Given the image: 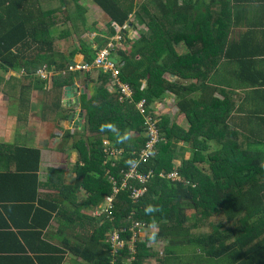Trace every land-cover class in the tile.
<instances>
[{
  "label": "trees",
  "instance_id": "1",
  "mask_svg": "<svg viewBox=\"0 0 264 264\" xmlns=\"http://www.w3.org/2000/svg\"><path fill=\"white\" fill-rule=\"evenodd\" d=\"M78 1L0 0L1 67L35 73L56 63L61 69H69L79 53L84 55L86 63H92L97 50L82 36L99 30L88 26L85 9ZM92 1L110 19L107 31L102 33L105 37L95 38L100 47L116 35V25L123 27L128 23L149 28L140 40L131 43L130 51H118L120 79L134 89L136 102L147 99L149 109L150 104L158 100L177 96L179 112L176 116H157L165 140L159 143L156 157L143 169L146 173L150 169H155L157 174L172 173L177 168L175 160L179 159L182 164L178 170L183 181L156 176L138 203H133L127 191H121L113 201V220L106 219L105 224L99 226L100 219L93 218L99 226L92 235L94 239L89 241L88 248L77 246L74 253L93 264H109L110 243L106 242V233L113 227L128 228L134 222L143 221L157 229L150 241L163 242L165 254L142 243L137 257L127 264H259L249 253H259L254 252L259 247L264 249V141H259L264 131L260 130V134L249 130V136L245 137L244 132L234 126L236 122L240 127L237 120L242 96L211 85L226 58L241 63L239 79L248 76L244 75L245 71L254 68L256 63L250 59L251 54L246 57L240 51L246 38L251 41L254 34L240 42L231 41L233 6L223 0L209 3L205 0H141L138 4L136 0ZM132 15H135L134 22H130ZM127 31H123L125 39ZM72 35L80 42V48L70 55L56 52L58 41L69 40ZM255 41L252 42L255 44ZM245 58L250 59L246 66ZM168 75L176 80H169ZM63 78H57V89L63 90L73 83L74 77ZM88 78L94 83L95 92L89 100L83 96L87 116L85 131L97 135L88 137L86 151L81 148L85 140L76 142L84 163L83 166L78 164L76 172L77 181L82 182L80 186L90 194L87 206L95 207L113 192L107 170L116 175L121 170L127 171L138 157L133 154L140 153L149 139L145 136L146 118L137 104H121L119 94L107 89L112 75L94 70ZM251 82L255 84V79ZM259 110L254 115L264 125V118H259L264 111L261 107ZM109 123L115 124L122 133L130 132L131 138L121 142L111 131L101 129V125ZM66 136L76 137L71 132ZM103 139L125 150L123 159L115 166L104 164ZM180 143L189 144L191 157L176 153ZM11 174L9 178L20 176L13 171ZM28 176L35 177L38 183L36 175ZM66 181L65 170L51 169L48 186L59 188L64 184L66 191L62 193L66 197L74 196L75 188L66 185ZM38 184L46 186V183ZM36 190L37 187L35 193ZM44 204L49 207L47 202ZM148 205L160 210L146 214ZM76 207L74 217L81 221L88 218L80 215L81 205L77 202ZM190 212L193 220L188 216ZM0 235H4L3 229ZM95 244L101 248H96ZM58 251L56 248L54 253Z\"/></svg>",
  "mask_w": 264,
  "mask_h": 264
},
{
  "label": "crops",
  "instance_id": "2",
  "mask_svg": "<svg viewBox=\"0 0 264 264\" xmlns=\"http://www.w3.org/2000/svg\"><path fill=\"white\" fill-rule=\"evenodd\" d=\"M84 1H88V5H85ZM84 1L79 0L78 4L85 9L88 26L96 27L99 31L88 32L82 37L90 34L92 38L88 43L98 51L102 47L95 38L105 37L102 33L107 31L110 19L92 0ZM140 1L136 0L137 4ZM210 1L205 0L208 3ZM223 1L233 6L234 27L231 31V41L240 42L242 38L254 34L253 40L249 41V38H246L247 41L240 51L245 56L251 54L250 59L256 63L254 68L252 66L245 71L244 75L248 76L243 79L238 78L237 73L241 70L240 62L227 58L222 61L230 66L226 72L239 79L236 82L231 78L227 87L222 88L242 96L237 120L240 127L236 122L234 126L247 137L249 130H257L259 133L264 131L263 123H259L254 115L255 112L260 111L259 107L264 111V0ZM94 14L99 17L97 21L91 20ZM100 21H103V24L100 25ZM128 27L133 30L127 31L128 35L129 32L134 35L149 30L148 27L146 29V25L133 27L128 24ZM141 37L140 35L135 38L136 40L130 39L128 41L130 48L131 43H135ZM76 39V36L72 35L69 40H59L56 52L70 55L73 52V49L70 51V40L76 43ZM252 41H255V44ZM126 43L125 45L128 46L129 44ZM260 50L263 53H260ZM116 57L119 59L118 54ZM250 59H243L245 66ZM75 62L86 63L84 55L79 53ZM59 76L64 77L63 79L74 77L71 79L73 83L69 86L76 85L79 88L75 97L66 96L68 86L63 90L56 88ZM88 77L89 73L73 72L70 68L61 69L56 63L46 65L35 73L26 70L19 72L15 67L5 70L0 64V231L2 229L4 231V235H0V264H93L73 250L77 246L88 248L89 241L94 239L92 235L99 227L94 223V207L87 206L90 194L86 188L80 186L82 182L77 181L78 172H76L78 164L83 166L84 163L80 159L81 150L76 148L75 144L85 140L86 149L81 148L86 151L89 148L88 137L92 136H87V131L84 130L87 116L82 102L84 95L87 98L84 99L89 100L95 92L94 83ZM215 77L212 81H215ZM253 79L255 84L251 82ZM107 89L111 93L117 92L116 89L112 90L110 83ZM82 90L84 93L81 92ZM247 92L250 94L246 95ZM249 97L252 100L247 103ZM170 99L172 101L173 97L167 96L165 101L171 102ZM81 113L83 118L80 119ZM259 115L260 119L264 118L262 112ZM249 124L252 126L249 127ZM67 132H71L76 137L68 138ZM263 136H259V141H264ZM105 140L108 139H103ZM51 169L67 172L66 185L75 188L74 196L66 197L62 193L66 191L64 184L59 188L48 186ZM11 171L15 174L19 173L20 176L9 178V175L12 176ZM29 174L36 175L38 183H46V186L39 187L36 178L29 177ZM36 187L37 193L34 192ZM36 194L38 199L34 200ZM45 202L49 207L46 208ZM76 202L81 205L80 215L88 218H83L81 221V218L73 216L77 210ZM54 207L56 210L53 209ZM95 247L100 249L101 245L95 244ZM56 248L59 251L54 253ZM258 251L260 252L249 253V257L259 264L264 263V249L259 247L254 252Z\"/></svg>",
  "mask_w": 264,
  "mask_h": 264
},
{
  "label": "built area",
  "instance_id": "3",
  "mask_svg": "<svg viewBox=\"0 0 264 264\" xmlns=\"http://www.w3.org/2000/svg\"><path fill=\"white\" fill-rule=\"evenodd\" d=\"M136 21L135 15L130 16V22ZM116 35L109 39V42L97 51L95 60L92 63H76L70 67V71H81L84 73H91L94 70H101L104 73H110L112 75V81L110 83L112 90L116 89L119 94V102L124 103H135V92L134 89L128 84L120 79V64L115 63L111 58H118L116 54L120 48V43H125L128 36L125 39L126 30L130 31L128 23L123 27L116 25ZM147 29V27H146ZM148 30V29H147ZM138 34V33H137ZM129 38V37H128ZM131 39V38H129ZM149 102L147 99L141 100L137 103V107L140 113L146 118V131L145 136L149 139L146 146L140 153H135L137 155L132 165L128 170H121L120 173L113 174L109 169L107 170V176L110 182L113 184L112 195L106 197V210L95 211L94 215L100 217L103 214L106 215V219L110 221L112 218L113 201L116 195L121 191H127L130 193V198L134 203H138L149 191L147 184L155 177L156 173L154 170H149L145 172L143 169L144 165H149L151 161L158 154L159 143L164 140L162 131L160 129L161 120L157 117L162 115L169 105L176 106V97L174 95L171 102H156L155 104H150V109L148 108ZM125 154L123 148L114 147L110 141H104V164H111L115 166L116 163L120 162ZM161 177L173 179L174 181H183L179 171L176 169L172 173H161ZM152 224H148L143 221L134 222L131 227L117 229L113 227L108 233V241L110 243V254L111 259L109 264H127L132 262L137 254L139 253V245L142 243L148 244L149 247H153V243L149 241L152 237ZM128 253V255H125Z\"/></svg>",
  "mask_w": 264,
  "mask_h": 264
},
{
  "label": "rangeland",
  "instance_id": "4",
  "mask_svg": "<svg viewBox=\"0 0 264 264\" xmlns=\"http://www.w3.org/2000/svg\"><path fill=\"white\" fill-rule=\"evenodd\" d=\"M84 1V0H83ZM87 2L88 1H84V4L85 5H88L87 4ZM90 15L89 16H91V13H89ZM93 17V16H92ZM94 18V19H93ZM91 20L92 21H97V19H99V17H98V15L97 14H94V17H93ZM90 20V21H91ZM99 24L101 25V24H103V21H100L99 22ZM118 31H121V29H118V27H115ZM130 31H133V30H130ZM145 31H149V30H145ZM143 34V33H142ZM142 34L140 33V34H134V35H131V32H129V35H128V37L129 38H131V39H134V40H136L135 38L137 37V36H142ZM127 37V38H128ZM91 35L90 34H88L87 36H84V37H82V39H84V41L85 42H90V40H91ZM138 40H140V38L138 39ZM73 45V46H72ZM79 46H81L80 45V42L76 39V43H75V41H72V40H70V51L73 49V51H75V49H78V47ZM120 48H122V49H125V50H130V44L128 45V46H126L125 45V43H120ZM69 51V52H70ZM119 60V59H118ZM227 69H230V66L227 64V63H223V64H221V68H220V72H222V71H224L223 73H220L219 72V74L221 75V76H219V74H217L216 75V77H215V81H212V83L211 84H213V85H215V86H221V87H227V83L231 80V78L233 79V80H235L236 82H238L239 81V79H237V77L234 75L233 77L231 76V74H230V72H226V70ZM168 79H173L174 80V78H172L170 75L168 76ZM248 94H246V93H244V94H246V95H249L250 94V92H247ZM29 95H30V92H29ZM220 97H224V96H222V95H219ZM251 96V95H250ZM252 99H251V97H249L248 98V101H247V103L248 102H250ZM169 101H171V99L169 100ZM253 106V105H252ZM253 107H255V108H257V106H253ZM169 111H171V114L174 116H176V114L179 112V108L178 107H175L174 106V108H170V106H168V108L166 109V112H169ZM163 117L165 118V117H167V115L166 114H163ZM250 126H252V125H250L249 124V127ZM85 128V127H84ZM86 129V128H85ZM84 129V130H85ZM87 136H90V135H92V136H95L94 134H92L91 132H88L87 131V134H86ZM176 153L177 154H179V153H183V154H185L187 157H191L192 156V150L190 149V146H189V144H184V143H180V144H178V146H177V148H176ZM211 151V150H210ZM175 164H176V167L177 168H179L180 166H181V164H182V161L181 160H179V159H176L175 160ZM200 166L202 165V164H199ZM204 167H207L206 165L204 166ZM206 171L208 172V170L206 169ZM95 208H98V206H95ZM101 209L102 210H106V206L105 205H103L102 207H101ZM193 214H192V212H190V214L188 215V216H190V220H193L194 219V216H192ZM152 229H153V232H152V234L153 233H155V232H157V229H155V227H154V225L152 226ZM108 236V232L106 233V237ZM153 247H154V251L155 252H157V253H161L162 255H163V253H164V247H161V245H159V243L158 244H153ZM153 259H156V258H153Z\"/></svg>",
  "mask_w": 264,
  "mask_h": 264
},
{
  "label": "clouds",
  "instance_id": "5",
  "mask_svg": "<svg viewBox=\"0 0 264 264\" xmlns=\"http://www.w3.org/2000/svg\"><path fill=\"white\" fill-rule=\"evenodd\" d=\"M118 62H119V60H118ZM73 64V63H72ZM76 64V63H75ZM118 93V92H117ZM175 95V94H174ZM174 95H171L172 97H174ZM175 97H176V95H175ZM143 100V99H142ZM159 101H161V100H159ZM159 101H156V102H159ZM165 101V100H164ZM163 100H162V102H164ZM135 102H136V100H135ZM155 102V103H156ZM165 102H167V101H165ZM121 103V102H120ZM137 103H139V102H136V104ZM155 103H153V104H155ZM122 104V103H121ZM170 106V108H174V106H171V105H169ZM175 107H178V101H177V97H176V106ZM163 114H166L167 116H173L172 114H171V111H169V112H166V110L165 111H163L162 112V115L161 116H163ZM101 129L102 130H108V131H111L112 133H113V135H115L116 136V138H117V140L118 141H123V139H130L131 138V134H130V132H121L117 127H116V125L115 124H111V123H109V124H104V125H101ZM163 135V134H162ZM164 138V137H163ZM65 139V138H64ZM165 140V139H164ZM109 141V140H108ZM103 146H104V141H103ZM103 152H104V148H103ZM104 154V153H103ZM177 170H178V168H176ZM150 170H154L155 171V173H156V175H155V177L156 176H160L161 177V173H163V172H161V173H159V174H157V172H156V170L155 169H150ZM179 171V170H178ZM120 173V172H119ZM166 173V172H165ZM167 174H169V173H167ZM108 177V176H107ZM161 178H163V177H161ZM167 179H169V178H167ZM108 180H109V178H108ZM170 180H173V179H170ZM152 181V180H151ZM109 182H110V180H109ZM110 184L112 185V183L110 182ZM149 184V183H148ZM148 184H147V187H148ZM113 188V187H112ZM130 194V193H129ZM108 196H110V195H108ZM107 197V196H106ZM134 203V202H133ZM105 204H107L106 203V198H105V200L101 203V204H99L98 205V208H95L94 207V210H93V218H95V219H100L99 221H100V223H99V226L100 225H104L105 223H104V221L106 220V215H102V216H100V217H96L95 215H94V212L95 211H100L101 210V207L103 206V205H105ZM160 209L158 208V207H156V206H153V205H148V206H146V208H145V213L146 214H152V213H155V212H158ZM103 218H105L104 220H102ZM107 220H109V219H107ZM111 230H109L108 231V233L110 232ZM152 234V233H151ZM154 235V233L152 234V236ZM151 238V237H150ZM108 241V236H107V240H106V242ZM149 241H150V239H149ZM151 242V241H150ZM153 244H158L159 243V245H161V247H164V248H166L165 247V245H164V243L163 242H158V243H155V242H152ZM146 244V243H145ZM148 245V244H147ZM149 247V246H148ZM149 248H151V247H149ZM152 249L154 250V247H152ZM163 254H165V249H164V253ZM129 263H131V262H129Z\"/></svg>",
  "mask_w": 264,
  "mask_h": 264
},
{
  "label": "water",
  "instance_id": "6",
  "mask_svg": "<svg viewBox=\"0 0 264 264\" xmlns=\"http://www.w3.org/2000/svg\"><path fill=\"white\" fill-rule=\"evenodd\" d=\"M112 61H114L115 63H118V60L116 58H111ZM73 64H75L76 62L73 61ZM87 77V74L85 75ZM79 90V88L76 85L73 86H68L66 88V96L68 97H75L76 96V92ZM82 93H84V90L81 91ZM78 101V100H77ZM83 118V113L80 114V119ZM72 119V117H71Z\"/></svg>",
  "mask_w": 264,
  "mask_h": 264
}]
</instances>
